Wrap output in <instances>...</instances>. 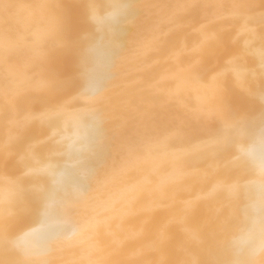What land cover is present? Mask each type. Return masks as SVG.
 <instances>
[{
  "label": "bare ground",
  "instance_id": "6f19581e",
  "mask_svg": "<svg viewBox=\"0 0 264 264\" xmlns=\"http://www.w3.org/2000/svg\"><path fill=\"white\" fill-rule=\"evenodd\" d=\"M0 264H264V0H0Z\"/></svg>",
  "mask_w": 264,
  "mask_h": 264
}]
</instances>
